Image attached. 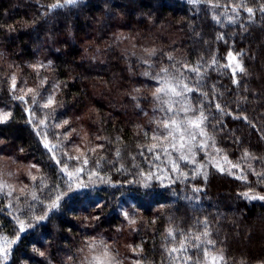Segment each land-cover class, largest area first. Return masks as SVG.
<instances>
[{"label":"trees","instance_id":"16d2710c","mask_svg":"<svg viewBox=\"0 0 264 264\" xmlns=\"http://www.w3.org/2000/svg\"><path fill=\"white\" fill-rule=\"evenodd\" d=\"M57 3L65 0H0V113L11 112L0 123V244L20 237L0 264H90L105 246L119 264H181L169 256L180 243L202 264L212 256L264 264V0ZM161 67L189 86L200 82L185 101L199 100L206 117L193 129L204 132L196 137L204 150L192 141L195 163L178 159L172 142L180 131L151 139L171 116L154 99L164 85L144 75ZM47 96L54 104L38 107ZM193 118L190 110L174 117L178 125ZM151 144L168 150L151 171L171 167L168 160L178 171L165 172L163 184L153 176L144 188L135 181L160 163L145 151ZM85 157V171L98 169L111 183L69 192L59 210L45 211L66 187L60 167L66 162L71 171ZM17 218L31 227L19 233ZM196 235L206 256L193 249Z\"/></svg>","mask_w":264,"mask_h":264},{"label":"snow or ice","instance_id":"6c2138e0","mask_svg":"<svg viewBox=\"0 0 264 264\" xmlns=\"http://www.w3.org/2000/svg\"><path fill=\"white\" fill-rule=\"evenodd\" d=\"M79 2H82V0H65V4H55L53 5V8H59V7H64L66 5H75ZM189 2H192V0H189ZM248 12L251 14L252 9L248 8ZM155 50H152L153 54ZM172 58L169 57V60ZM145 63H148L145 61ZM239 67V65H237ZM149 67L151 65L149 64ZM243 68L240 67V71L243 72ZM191 72H198V68H193L190 69ZM146 76H151V78L157 82L158 85H164V87H156L154 91V99L156 102L160 105V109H163L165 112L166 116L167 114L171 113V116H168L167 119L162 118L158 123H157V128L155 131L152 132L151 139L152 140H166L168 139L169 136L173 135L174 130L175 131H181L182 134L180 136L181 141L187 136L191 141H193L196 145H198V150H204V145L200 144V142L196 139L197 135L203 136L204 132L203 130H200L199 132L194 131L193 129H201V122L202 119H206L204 116V108L201 106V103L199 100L196 101L195 106L185 104V101L189 99V97L186 95V93H192L196 87H199L200 82L197 81L195 86H189V84L185 83V77L183 75L176 74L174 75L169 71V68L167 67H161L155 74H152L148 71L144 73ZM233 75H235V69H233ZM171 78V79H170ZM12 80V89L13 91L15 90V85H16V79L15 76L11 77ZM193 80H196V77H193ZM175 81V83H173ZM169 85H171L169 87ZM32 89H28V92H32ZM136 91H139V89H136ZM200 95H205L204 93H200ZM183 96L184 99L181 100L180 97ZM15 99L20 100L22 103H27L25 101L24 96H15ZM35 99H33V103H35ZM54 104V99L52 96H47L45 98V101L42 105H39L38 107H43L47 108L50 105ZM179 105V109H177L175 106ZM216 108H219L220 106L214 105ZM157 109V110H160ZM183 111L185 115H187V112L190 110L194 114V118L191 120H188L186 123L183 124H177L176 120L174 119L175 115L177 114V111ZM29 112L32 113L34 116L35 113L32 112L31 109L28 110ZM11 117V112H3L0 113V123H6L7 120ZM31 120V117H29ZM43 121H36V123H42ZM67 123V121H65ZM170 125H174L175 129L170 127ZM152 131V130H149ZM145 136H148V133H145ZM173 148H175V139L173 140ZM45 148H48V150L51 152L52 149L49 148V145L45 143L44 145ZM102 147V146H101ZM180 147L183 149L185 148V145L183 143L180 144ZM188 151H191L192 145L189 144L187 146ZM157 149L156 144H151L149 147L145 149V151L149 152L152 154V157L154 158L155 161H159V164H153L149 167V171L147 173V177L141 180L135 181L138 184H141L144 188H149L151 187V179L153 176L163 184V179L162 177L164 176L165 172L171 173L178 171V165L175 160H168V163L171 165V167L165 168L163 171L159 173H154L151 171L152 167L159 168L160 164L165 163L164 160L161 159V155L163 154L165 157L168 156V150L166 148H160L159 150ZM143 155V151L141 152ZM65 155H67L65 153ZM119 155V153H117ZM53 158L55 159V155L53 154ZM68 160H77L78 162L80 161L79 157H67ZM178 159L183 160L185 164L189 163L190 161L187 160L183 154V152L180 153ZM56 163L59 165L61 164L60 160H56ZM83 166H74L73 169L70 171L68 168L67 163L65 162L61 167L60 171L63 173L66 177V187L57 193V195L52 199V201L46 206L45 211H52V210H59L60 208V200L63 199L65 195H67L69 192H76L77 194H81L84 192L85 189H92L95 187L97 183H111L110 179H105V177L101 176L99 174V170H88L87 172L85 171V167L88 165V159L85 157L83 161L81 162ZM98 163L95 162L93 164V168H96V164ZM235 167V165H233ZM140 175H143L142 173ZM185 176H187V173H184ZM96 176V180H92V177ZM33 180H35V177H32ZM168 179L170 180H175L176 177L169 176ZM39 187H42V185H38ZM56 187V185H54ZM197 191L199 189H196ZM246 198H251V199H256L257 197H247ZM261 200H264V196L258 197ZM33 200H38V197L33 193L32 196ZM41 204L43 201H39ZM101 205L99 203L94 204V207H100ZM125 217L128 218V213H124ZM44 217L41 216L40 219H43ZM98 218V217H97ZM18 219V228L16 231L19 233H23L26 230V227H31V225H25L23 219ZM130 223H135L134 219L129 220ZM207 227V224H205V228ZM171 234V230H170ZM203 235L207 236L208 234L205 232ZM19 236H14L13 239L9 240L7 238H4V243L0 244V254H2V257L6 260L7 256L9 255V251L6 247V245H11L14 244L16 241L19 240ZM201 237L199 235L193 236L192 237V246L193 249H199L203 255H207L209 249L208 248H201V245L197 243L200 241ZM206 243L208 245H214L212 244L211 240H207ZM34 251L36 249H33ZM189 249L184 243L178 244L177 247H172L169 251V256L179 259L181 261V264H188L189 260L195 259L196 264H202L201 258L195 254L193 255H188ZM178 253H184L183 256L178 255ZM43 255V253H40ZM110 252L107 249V246H105L103 250L102 257H92L90 264H119L118 261H116L114 258H108L110 257ZM108 258V259H106ZM214 264V261H213Z\"/></svg>","mask_w":264,"mask_h":264},{"label":"rangeland","instance_id":"374dc122","mask_svg":"<svg viewBox=\"0 0 264 264\" xmlns=\"http://www.w3.org/2000/svg\"><path fill=\"white\" fill-rule=\"evenodd\" d=\"M181 134H182V132L180 131L179 133H178V138H176V141H175V150H177L178 151V153H181V152H183V154H184V156H185V158L187 159V160H189L190 162H193V163H195L196 162V157H194L193 156V153H194V151H195V148H194V145H193V143H192V141L187 137V136H185V138L183 139V141H181V139H180V136H181ZM181 143H183L184 145H185V148H181L180 147V144ZM189 144H191L192 145V149H191V151H188V148H187V146L189 145ZM200 144H201V141H200ZM204 145V144H203ZM209 156H210V154H208L207 156H206V159L208 160L209 159ZM214 165H215V167L218 169V170H224L225 168H222L223 167V164L221 163V162H212ZM213 261H214V264H220V263H218V261H217V259H215L213 256L212 257H210V259L208 260V262L206 263V264H213Z\"/></svg>","mask_w":264,"mask_h":264}]
</instances>
